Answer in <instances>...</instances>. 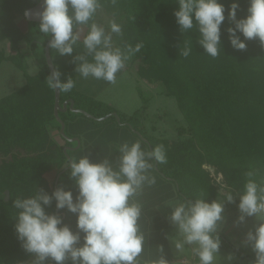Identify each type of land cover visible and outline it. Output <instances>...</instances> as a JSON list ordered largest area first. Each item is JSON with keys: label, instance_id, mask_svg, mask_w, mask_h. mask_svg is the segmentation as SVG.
<instances>
[{"label": "trees", "instance_id": "1", "mask_svg": "<svg viewBox=\"0 0 264 264\" xmlns=\"http://www.w3.org/2000/svg\"><path fill=\"white\" fill-rule=\"evenodd\" d=\"M168 1L117 0L113 5L111 0H101V6L106 7L108 13L123 19V36L133 37V43L123 40L126 47L131 45L134 48L138 43L143 45L133 57L142 59L149 67H154L152 57L146 55L149 53L156 58L161 57L158 61L164 68L171 63L159 49L162 45L168 47L167 51L173 49V35L177 33L174 25L169 30H163L161 25H157L155 48L152 42L150 44L145 40L147 24L154 19L165 18L164 6ZM37 2L0 0V43L8 40L18 50L19 43L26 40L39 68L36 76L25 72V85L0 99V264H32V254L26 253L21 247L14 229V217L18 211L13 207L15 199L32 195L37 188L51 193L56 188V180L51 186L45 175L54 169L58 170V174L62 172L68 167L65 165L69 161L68 157L78 159L87 155L92 161L108 158L115 165L120 155L118 146L136 141L141 143L142 149L148 151L150 145L152 149L163 145L167 155L166 163L152 161L153 168L149 174L155 177L156 182L146 184L138 195L141 206L151 209V212L141 215L142 220L152 218L154 221L151 232L141 228L145 243L138 264H149L146 260L148 256L150 263L157 262L162 256L168 261L171 259V251L164 230L169 224L157 210L161 203L174 197L181 202L198 198L209 202L218 199L221 196L218 190L220 185L215 183L212 173H221L224 183L234 193L243 190L249 179V171L256 174L252 178L258 183L264 182V47L258 39L247 40L244 50L231 46L227 28L234 27V24L227 19V11L232 0H220L225 5L226 19L221 25L222 49L217 57L213 58L204 52L198 43V30L178 32L175 41L179 43L181 51L186 45L192 48L187 64L178 63L177 71H174L177 84H170L167 90L169 95L176 98L187 123L185 136L172 141L166 137L149 135L143 129L144 116L141 109L126 115L101 100L86 98L76 91H61V103L73 99L75 108L86 110L95 117L117 112L121 121L119 123L112 115L100 121L70 109L60 112L59 116L65 122L66 135L78 137L81 141L77 149H70L65 154V146L75 147L77 143L61 137L64 143L59 144L51 138L47 128L51 124L58 132L60 130L54 114L55 91L47 83L51 70L46 60L45 45L50 37L39 31L40 22H28L27 33L16 22L18 17L24 16L27 8ZM238 3L239 19L247 15L249 0H238ZM237 34L244 39L242 34ZM189 39L193 41L187 44ZM75 46L73 55H77ZM50 51L55 68L59 71L62 59L68 60V63L73 61L71 56H61L54 49ZM201 53L202 62L198 64L194 59ZM5 60H12L22 68L17 58L7 56L4 49L0 48V63ZM140 95L146 105L147 98L142 93ZM7 155L10 157L6 158ZM210 167H213L212 171ZM58 186L71 189L75 198L78 188L69 177V168L60 174ZM141 194L142 201L139 197ZM46 211L61 215L63 222L77 231L76 215L56 209L55 201ZM219 234L221 240L226 241L224 234L220 231ZM226 242L223 246L236 250L240 258H248L249 255L233 243Z\"/></svg>", "mask_w": 264, "mask_h": 264}, {"label": "clouds", "instance_id": "2", "mask_svg": "<svg viewBox=\"0 0 264 264\" xmlns=\"http://www.w3.org/2000/svg\"><path fill=\"white\" fill-rule=\"evenodd\" d=\"M111 3L115 5L117 0H111ZM177 3L174 15L180 31L198 30V43L204 52L217 57L222 49L225 5L220 0H177ZM43 4L39 31L50 37V49L61 56L72 57L75 72L84 78L114 84L116 74L143 47L141 43L134 48L127 46L126 51L113 47L112 34H122V27L111 20L106 31L93 21L101 0H43ZM238 8V0H232L227 11V19L234 24L227 28L231 46L244 50L247 40L258 39L264 47V0H249L247 15L239 19ZM77 25L89 26L83 47L91 60L84 54L73 55L74 46L80 40L79 32L74 31ZM191 51L192 48L186 45L180 55L188 57ZM61 75L58 69L51 72L47 77L49 88L70 92L75 82L71 76L61 80ZM118 151L120 155L115 165L108 158L92 161L87 155L65 164L70 179L78 188L75 198L71 189L58 186L51 193L37 188L34 194L13 201V207L18 210L14 217L17 239L24 251L32 254V264H67L69 261L71 264H138L145 235L139 224L142 206L136 198L146 184L156 182L149 174L152 161L166 163L167 155L163 145L148 151L142 149L139 141L124 142L118 146ZM255 175L249 171L243 190L234 193L228 189L222 200L209 202L198 198L172 207L170 222L183 237L182 242L176 243V248L192 245L199 264H215L222 243L219 231L225 223V202L234 203L238 196L240 215L234 223L239 226L247 217L255 219L256 223L246 232L243 243L250 245L255 254L251 264H264V182L258 183L252 178ZM53 201L56 209L76 215L77 231L65 224L61 215L46 211ZM233 258L229 253L226 260L231 262ZM156 264H168V261L162 256Z\"/></svg>", "mask_w": 264, "mask_h": 264}, {"label": "rangeland", "instance_id": "3", "mask_svg": "<svg viewBox=\"0 0 264 264\" xmlns=\"http://www.w3.org/2000/svg\"><path fill=\"white\" fill-rule=\"evenodd\" d=\"M33 2L34 0H31V3ZM177 8V0L168 1L164 6V10L166 12L164 15L165 18H157L159 20L154 19L153 22L147 24V29H145V40L150 44L152 42L153 48H155L157 45L155 43L157 25H161L163 30H169V28L173 27V25L175 26L174 29L177 30V33L174 32L173 35L175 38L173 40L175 44L172 43L173 45L171 47L173 49L170 51L168 50V52V47L166 45H162V47L159 46L161 47L159 52L165 55L164 58L168 62H171L167 67H165L166 70L158 61L161 57L156 58V56L152 55L151 53L146 54L147 57H152L154 61V68L149 67L147 64L143 63L142 59L133 57L134 55H132L130 59L127 60L125 67L116 74V82L113 84L104 80H97L92 77L84 78L78 72H75V64L73 61L68 63V60L62 59V62L59 64L60 72L62 73V80H66L68 76H71V79L75 82V87L71 91L81 93L86 98L89 97L106 102L107 104L113 106L120 113L132 115L136 110L141 109L140 111L143 112L142 114L144 116L143 129L149 135L155 137H166L172 141L177 140L180 136H185L187 123L180 111L176 98L169 95L167 91L170 87V84L175 85L178 82L176 77H174V71H177L178 63L181 64L184 62L187 64L189 60L188 57H183L180 55L181 49L179 48V43L175 42L178 39V32H181L174 15V11ZM111 20H115L122 27V34H112L113 47H119L126 51L127 47L123 40L125 39L127 42L133 43V37L130 35H127V38L123 36V30L125 29L123 19L108 13L106 7L104 6H101L97 10L95 17L93 18V21L98 25L103 26L106 31L109 30V22ZM93 21H90V23ZM16 22L24 32H28V21L23 15L18 17ZM88 30V25L76 26V31L79 32L80 40L75 46V50L77 55L84 54L87 59L91 60V56L87 55L83 47V38L87 34ZM193 31H195V29H193ZM131 33H133V31ZM192 41V39H189L187 44L192 43ZM0 48L4 49L7 56H11L13 59L17 58L22 65V68L18 67L12 60H5L0 63L1 99L25 85V72L31 76H36L39 73V68L31 56L26 40H23L19 43L18 50H15L12 47L11 42L8 40L1 42ZM153 54H155V51H153ZM175 57H177V59ZM202 57L203 53L199 54V57L195 58L194 61L200 64L202 62ZM141 93L147 98L146 105L143 103L142 96L140 95ZM47 128L52 139L57 141L59 144L64 143L57 128L52 127L51 124H48ZM1 156L2 155L0 153V161L2 160ZM7 156L6 158L10 157L9 155ZM210 168L212 171L213 167ZM57 175V169L46 173L45 176L47 177V180L51 186L54 185ZM212 176L215 180V183L220 185L218 190L221 193V196L218 199L222 200L223 193L228 190V187L224 183L223 175L221 173L215 175L212 173ZM139 197L142 201L143 194H141ZM136 199H138V196ZM137 201L139 202V199ZM180 202V199L174 197L161 203L157 208V210H159L161 213V217L169 224V227L164 230L167 236L165 239L171 251V259L168 260V264H195L199 261V258L192 250L194 246L185 244L182 249L176 248V243L182 242L183 237L170 222L169 216L171 214L172 207ZM238 202V196L236 198V202L234 203L225 202V223L223 224L220 232L224 234L226 241L233 243L242 252L248 254L252 258H255V254L252 251L250 245H245L243 241L246 232L253 227L256 221L253 217H247L245 223L242 225L237 226V224L234 223L240 215L237 206ZM146 209L144 206L142 207V214L151 212V209ZM142 219L143 217L141 216L139 220L140 227L143 229V231L146 230L147 232H151L154 225V221L151 220L152 218H149V220L147 218L146 221ZM144 224H146V226H144ZM226 241H222L220 255L217 257L215 264H251V261H253L250 259L251 257L248 256V258H240V255L236 250L223 246V244L227 243ZM229 253H232L234 257L231 262L226 260V257ZM149 259V256L146 257L147 263L156 264V262L150 263L148 261Z\"/></svg>", "mask_w": 264, "mask_h": 264}, {"label": "water", "instance_id": "4", "mask_svg": "<svg viewBox=\"0 0 264 264\" xmlns=\"http://www.w3.org/2000/svg\"><path fill=\"white\" fill-rule=\"evenodd\" d=\"M43 8H44L43 0H38V2L35 5L27 8L24 11L25 19L28 22H40V15L39 14L43 10ZM26 13H28L27 16H26ZM45 55H46L47 63H48V65L50 67V70L52 72L56 68H55L54 62L52 60L51 51H50V48L48 47V42L45 45ZM54 91H55L54 114H55L56 121L60 124V130H59L60 136L62 138H64V139L72 142V143L73 142L77 143L75 147L65 146V148H64L65 154H67V151L70 150V149H77L80 146L81 141H80V139L78 137H69V136L66 135V133H65V122L60 118V116H59L60 112H66L68 109H70L74 113H82V114L86 115L89 118H94V119L100 120V121L104 120L107 117H109L110 115H112V116L116 117V119H117V121L119 123L121 122L120 121V117H119L117 112H111V113L107 114L104 117H95L93 114L87 112L86 110L75 108L73 99H67L63 103H61V91H57L55 89H54ZM134 131H136V130H134ZM144 140L147 141L146 139H144ZM150 150H152V146L151 145H150ZM68 159L71 160L69 157H68ZM67 168L68 167L64 168L62 170V172L65 171ZM62 172H60L57 175L56 184H55L56 187H57L58 178H59V176H60V174Z\"/></svg>", "mask_w": 264, "mask_h": 264}, {"label": "built area", "instance_id": "5", "mask_svg": "<svg viewBox=\"0 0 264 264\" xmlns=\"http://www.w3.org/2000/svg\"><path fill=\"white\" fill-rule=\"evenodd\" d=\"M213 170V169H212ZM195 264H199V261L197 262V263H195Z\"/></svg>", "mask_w": 264, "mask_h": 264}]
</instances>
